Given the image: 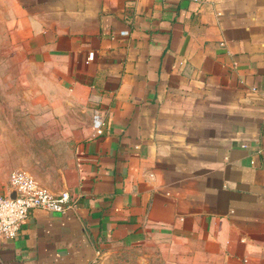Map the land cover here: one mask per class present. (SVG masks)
Instances as JSON below:
<instances>
[{
	"label": "crops",
	"instance_id": "1",
	"mask_svg": "<svg viewBox=\"0 0 264 264\" xmlns=\"http://www.w3.org/2000/svg\"><path fill=\"white\" fill-rule=\"evenodd\" d=\"M0 18L32 124L0 195L25 170L79 202L0 236V264H264V0H0Z\"/></svg>",
	"mask_w": 264,
	"mask_h": 264
},
{
	"label": "built area",
	"instance_id": "2",
	"mask_svg": "<svg viewBox=\"0 0 264 264\" xmlns=\"http://www.w3.org/2000/svg\"><path fill=\"white\" fill-rule=\"evenodd\" d=\"M92 58L93 55H90ZM106 116L102 110L94 112L92 138L106 134ZM9 183L13 194L0 195V236L4 238H18L36 209L66 214L79 206L78 200L69 191L55 193L25 170L12 171Z\"/></svg>",
	"mask_w": 264,
	"mask_h": 264
},
{
	"label": "rangeland",
	"instance_id": "3",
	"mask_svg": "<svg viewBox=\"0 0 264 264\" xmlns=\"http://www.w3.org/2000/svg\"><path fill=\"white\" fill-rule=\"evenodd\" d=\"M12 60L6 40V30L0 18V129L2 130L0 138L6 141L4 149L7 151L4 164L0 165V176L3 175V168L13 166L22 160L28 162V156L24 153L20 157L19 148L22 147V151L28 154L32 151L31 118L21 115L23 112L20 109L21 96H18L19 99L13 96L17 92L22 94V92L30 90L27 83L21 82L25 78H29L30 74L28 69L22 68ZM26 166H30V163ZM1 182L2 180H0V185Z\"/></svg>",
	"mask_w": 264,
	"mask_h": 264
}]
</instances>
